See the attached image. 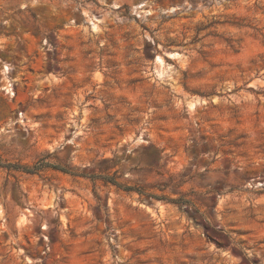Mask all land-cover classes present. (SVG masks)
Here are the masks:
<instances>
[{
  "label": "rangeland",
  "instance_id": "obj_1",
  "mask_svg": "<svg viewBox=\"0 0 264 264\" xmlns=\"http://www.w3.org/2000/svg\"><path fill=\"white\" fill-rule=\"evenodd\" d=\"M47 155L0 264H264V0H0V158Z\"/></svg>",
  "mask_w": 264,
  "mask_h": 264
},
{
  "label": "trees",
  "instance_id": "obj_2",
  "mask_svg": "<svg viewBox=\"0 0 264 264\" xmlns=\"http://www.w3.org/2000/svg\"><path fill=\"white\" fill-rule=\"evenodd\" d=\"M47 157H48V155L45 156V157L39 158L31 166L19 165V164H15V163H4V162H2V160L0 158V167L5 168L7 170H15V171L24 172V173H27V174H39L44 169L50 167V168H53V169H58V170H60V171H62L64 173H69L71 175H79L78 173H75L70 168H65V167H61L60 165L50 163L47 160ZM82 175H85V174H82ZM91 177H94V176L91 175ZM101 178L104 181H106V182H111L113 184H118L116 182V180H115L114 175H103V176H101Z\"/></svg>",
  "mask_w": 264,
  "mask_h": 264
},
{
  "label": "bare ground",
  "instance_id": "obj_3",
  "mask_svg": "<svg viewBox=\"0 0 264 264\" xmlns=\"http://www.w3.org/2000/svg\"><path fill=\"white\" fill-rule=\"evenodd\" d=\"M147 5V3H145V2H141L140 4H138V5H136V7H138V8H143V7H145ZM164 12L166 11H172L173 12V10H174V8L173 7H171V8H168V9H162ZM144 12H154L153 10H150V9H148V10H143Z\"/></svg>",
  "mask_w": 264,
  "mask_h": 264
}]
</instances>
